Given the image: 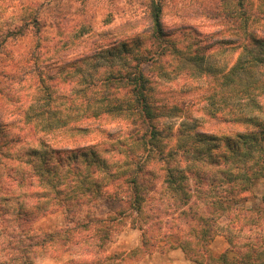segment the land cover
<instances>
[{
    "label": "trees",
    "instance_id": "1",
    "mask_svg": "<svg viewBox=\"0 0 264 264\" xmlns=\"http://www.w3.org/2000/svg\"><path fill=\"white\" fill-rule=\"evenodd\" d=\"M149 8L151 26L145 36L151 44L120 42L124 62L100 79L84 80L80 90L83 101L101 104L96 117H132L117 129L82 122L77 114L55 107L62 99L52 93L44 105L21 110L11 96L24 77L0 81V264H37L41 254L73 248L81 253L67 264H124L130 256L145 255L153 241L163 242V249L181 248L197 264H264V205H244L264 179V28L258 26L264 20V0H236L226 15L232 30L228 35L219 31L226 38L210 46L218 45L214 54L223 44L238 54L216 77L223 89L231 90L229 98L220 100L229 107L224 116L216 107L210 111L227 124L226 130L216 131L184 123L177 130L165 126L163 119L170 115L154 96L155 82L145 65H155L168 51L180 58L191 52L187 60L202 71L215 76L220 70L204 65L205 55L195 46L200 40L183 49L165 31L162 0H150ZM20 28L6 37L23 34ZM35 68H30L32 78ZM41 82V89L51 87V82ZM114 87L127 88V94L115 98ZM95 88L104 90L89 94ZM216 95L209 97L212 105L218 103ZM61 127L70 138L90 134L101 140L56 147L46 138ZM107 189L114 192L105 217L88 214L55 231L26 226L57 210L70 215L75 206L101 199ZM224 217L227 227L220 222ZM128 223L143 230L142 246L102 256L112 234ZM220 234L235 256L211 252Z\"/></svg>",
    "mask_w": 264,
    "mask_h": 264
},
{
    "label": "rangeland",
    "instance_id": "2",
    "mask_svg": "<svg viewBox=\"0 0 264 264\" xmlns=\"http://www.w3.org/2000/svg\"><path fill=\"white\" fill-rule=\"evenodd\" d=\"M149 1L0 0V81L5 83L12 77H24L11 96L17 103L14 106L21 110L28 109L29 106L38 108L46 103L47 96L52 93L53 98L62 99L58 100L62 105L56 104L55 107H60L74 116L77 114L78 119L83 118L81 120L84 123L92 122V127L101 123L103 128L117 129L130 122L132 117L124 113L121 117L114 114L96 117L95 114L101 112V104L86 103V99L83 101L85 92L83 94L80 90L86 86L84 80L91 77L100 79L124 62L120 42L129 41L130 44H134V41L139 39L146 40L148 45L151 44L145 36L151 26ZM261 1L255 0L257 4ZM162 2V22L165 31L171 33L173 39L183 49L190 42L200 40L195 46L199 47L202 55H205L204 65L212 64L220 70L215 76L206 70L202 71L198 63L187 60L192 56L191 52L181 54L180 58L179 55H172L168 51L159 57L155 65L146 64L145 71L155 82L156 91L153 94L165 112L170 115L169 118L163 119L164 124L174 130L182 123L188 127L196 126L197 130H226L227 124L214 119L210 111L216 107L224 116L223 113L229 109L228 105H224L220 100H223V97L224 100L229 98L231 90L223 89L219 83L220 78L216 77L233 65L238 54L231 52L233 47L227 44H223V50L217 54L214 52L218 45L212 48L210 46L214 41L226 38L220 32L228 35L230 33L228 31L232 30L227 17L234 8V3L236 8V0H162ZM261 25L258 26L262 30L264 20ZM19 27L22 28L23 34L6 37L10 30L16 31ZM216 32L220 34L219 37H215ZM152 45V52H155L153 42ZM37 61L40 63L39 67L35 65L38 64ZM33 66L36 67L34 78L30 75L32 72L30 68ZM66 72H69L70 76L67 79ZM50 76L51 79H48ZM42 79L52 83L49 89H41L44 85ZM103 90L90 89L89 94L94 96ZM112 90L115 92V98H122L127 94V88L114 87ZM108 92L111 93V90L108 89ZM215 94H217L215 98L219 100L217 104L212 105L209 97ZM18 99L20 102L16 101ZM73 99L79 103H75ZM59 130L46 138L56 147L63 146L67 141L72 146H84L101 140V136L92 137L90 134L84 137L72 135L70 138L69 131L62 130V127ZM74 139L78 141L71 144ZM113 192L114 190L107 189L101 199L75 206L70 215L57 210L26 226L31 225L38 231H55L72 223L69 220L76 222L88 214L105 217L111 209ZM244 205L247 207L264 205V179L258 181L254 195L245 201ZM220 222L222 226L227 227L229 219L224 217ZM142 244L143 230L128 223L122 231L112 234L101 255L119 254L123 250H131ZM162 246L163 242L153 241L145 255L130 256L126 258L124 264H197L188 260L181 248L163 249ZM210 250L216 256L226 251L230 257L236 255L222 234L212 241ZM78 251L79 248H73L66 252L56 250L41 254L37 258V264H67L69 260L78 257L76 254H79Z\"/></svg>",
    "mask_w": 264,
    "mask_h": 264
}]
</instances>
